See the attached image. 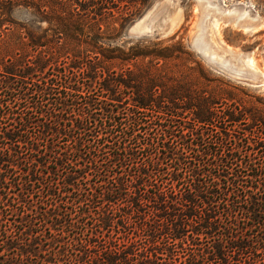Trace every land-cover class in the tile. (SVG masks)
Returning <instances> with one entry per match:
<instances>
[{"label": "trees", "instance_id": "trees-1", "mask_svg": "<svg viewBox=\"0 0 264 264\" xmlns=\"http://www.w3.org/2000/svg\"><path fill=\"white\" fill-rule=\"evenodd\" d=\"M154 1L0 0V264H264V109L119 45Z\"/></svg>", "mask_w": 264, "mask_h": 264}, {"label": "rangeland", "instance_id": "rangeland-1", "mask_svg": "<svg viewBox=\"0 0 264 264\" xmlns=\"http://www.w3.org/2000/svg\"><path fill=\"white\" fill-rule=\"evenodd\" d=\"M212 1L223 6L225 13L229 12L225 14L227 17L217 13L215 5L203 6L201 0H155L141 18L125 31L118 44L125 48L139 45L140 48L147 47L153 52L166 47L171 48L172 56L175 54L193 56L210 79L220 78L229 82L233 88H237V90L231 88L236 98L250 101L255 107L264 109V85H254L251 79L244 78L221 64L211 61L213 58L216 62H220L228 56L229 58L233 56L236 61H232L230 66L243 70L246 68L243 61L247 55L254 60L256 70L264 74V0ZM237 8L249 11L251 16L246 15L245 19L236 20ZM14 16L17 21L26 19L23 11H17ZM226 18L231 20L224 24ZM233 19L236 22L240 21L239 25L245 27L236 26ZM258 25L255 31L248 30V27ZM198 37L203 40L201 44L204 47L203 50L195 44ZM178 44H181L187 53H177ZM205 54L210 58H206ZM191 66L195 67L194 64ZM198 79H200L199 69ZM252 79L256 78L252 77ZM228 106L236 113L242 111L236 102L229 103ZM221 109L222 107L218 110ZM263 127L264 124L263 126L254 125L245 118L244 121L231 125L229 129L238 131L239 128H248L258 134ZM246 135H249L248 132Z\"/></svg>", "mask_w": 264, "mask_h": 264}, {"label": "water", "instance_id": "water-1", "mask_svg": "<svg viewBox=\"0 0 264 264\" xmlns=\"http://www.w3.org/2000/svg\"><path fill=\"white\" fill-rule=\"evenodd\" d=\"M201 2L203 4V6L204 5H215L217 13H219L223 17H227V15H225L226 10L224 9L223 6H221L219 4H215L214 1H212V0H201ZM236 10H237L236 20L239 19V18H242V20H243V19H245L246 15L251 16V13L249 11H243L240 8H237ZM242 13H244V15H242ZM230 20H231L230 18H226V20H224V24L228 23ZM233 20H234V22H235L234 24H236V26H240L239 25L240 21L239 22H236L235 19H233ZM244 27L245 26H242V25L240 26V28H244ZM196 42H197V40H196ZM196 45L199 46L200 50H203V48L201 47V45L198 42H197ZM204 56L206 58H209L210 57L207 54H205ZM211 61H213V62H215L217 64H221L222 66H224L228 70H230V71H232V72H234L236 74H239L240 76H242L244 78L251 79L254 85H257V86H263L264 85V74H262L260 72L255 73L254 71H251L248 68H245L243 70H240V69L237 70V69L234 68V66L231 67L230 66L231 65V62L232 61H236V58H233V56H232V58H229V56H228L227 59L224 58L220 62H216L215 60H211ZM252 77H255L256 79H252Z\"/></svg>", "mask_w": 264, "mask_h": 264}, {"label": "bare ground", "instance_id": "bare-ground-1", "mask_svg": "<svg viewBox=\"0 0 264 264\" xmlns=\"http://www.w3.org/2000/svg\"><path fill=\"white\" fill-rule=\"evenodd\" d=\"M210 7V6H209ZM229 12L227 11V13H225V14H228ZM217 22V21H216ZM216 22H215V28H216ZM213 25H214V23H213ZM214 27V26H213ZM259 27V25L258 26H256V27H248L249 29L248 30H256V28H258ZM245 30H247V29H245ZM218 31V30H217ZM197 42L201 45V44H203V40L201 39V37L199 38L198 37V40H197ZM195 44H197L196 42H195ZM201 47L202 48H204L202 45H201ZM198 48V47H197ZM227 51H229L228 49H226ZM210 58V57H209ZM211 60H213V58H211ZM244 63V66H246V68H248L249 70H251V71H254L255 73H258L259 71H257L256 70V67H255V65H254V60L250 57V56H248L247 57V55H246V57H245V60L243 61Z\"/></svg>", "mask_w": 264, "mask_h": 264}]
</instances>
